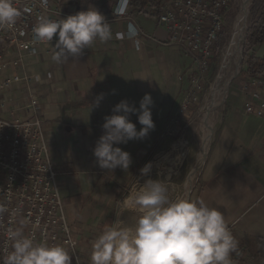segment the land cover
<instances>
[{"label": "crops", "instance_id": "obj_1", "mask_svg": "<svg viewBox=\"0 0 264 264\" xmlns=\"http://www.w3.org/2000/svg\"><path fill=\"white\" fill-rule=\"evenodd\" d=\"M56 6L67 15L94 7L113 33L112 39L96 40L80 56L59 63L52 59L56 42L40 46L35 55L25 57L22 70L31 78L38 101L48 156L57 173L64 218L76 242L80 264H91L92 242L113 224V212L126 181L175 128L169 122L178 112L194 64L190 56L169 44L156 17L130 6L123 16H116L125 8L123 0H65ZM132 28L138 31L137 37H132ZM118 35L123 38L117 39ZM25 91L26 82L9 91L0 90V116L24 117ZM146 93L153 101L154 130L143 140L114 145L131 156L126 171L99 168L92 153L104 134V117L112 115L122 100L139 109ZM100 94L103 99L96 107ZM246 100L245 94L235 93L213 123L190 200L219 209L237 242L258 247L264 243V119L244 113ZM138 114H129L137 131L141 127ZM244 259L249 258L244 255Z\"/></svg>", "mask_w": 264, "mask_h": 264}, {"label": "clouds", "instance_id": "obj_2", "mask_svg": "<svg viewBox=\"0 0 264 264\" xmlns=\"http://www.w3.org/2000/svg\"><path fill=\"white\" fill-rule=\"evenodd\" d=\"M41 4L46 6L47 0H41ZM20 15L13 0H0V26H13ZM54 36L57 39L52 46V59L59 63L80 56L96 40L112 39L113 33L105 17L90 6L64 19L40 17L33 28L34 42L49 43ZM102 99L103 94L96 98V107ZM152 106V98L146 93L139 109L122 100L114 106L112 115L104 117V134L92 153L99 168L108 171L129 168L130 154L114 145L143 140L154 130ZM137 112L139 131L129 120V114ZM151 167V162L145 164L140 169L141 175H147ZM167 192L164 181L148 179L138 192L129 195L123 203L140 213L134 228L124 226L119 219L106 226L92 242L91 264H232L230 255L236 251L237 241L223 212L203 201L184 198L170 201ZM6 211L0 204V214ZM7 236L12 250L0 264H71V256L60 245L35 243L21 229H10Z\"/></svg>", "mask_w": 264, "mask_h": 264}, {"label": "built area", "instance_id": "obj_3", "mask_svg": "<svg viewBox=\"0 0 264 264\" xmlns=\"http://www.w3.org/2000/svg\"><path fill=\"white\" fill-rule=\"evenodd\" d=\"M64 1L47 0L45 6L41 0H13L21 15L13 26H0V90L9 91L26 82V94L22 98L25 116L9 119L0 116V204L7 208L0 214V261L12 250L8 231L21 229L35 243L64 247L74 263L80 264L76 242L64 218L57 173L48 156L38 101L31 88V78L22 72L25 57L35 55L40 46L56 42V36L49 43L34 42L33 28L42 16L50 20L66 18L68 15L56 6ZM232 1L167 0L161 7L157 21L165 28L169 44L190 56L194 64L189 90L179 111L190 106L205 77L214 43L223 31ZM123 2L125 8L117 12L118 17L124 15L128 6L126 0ZM132 32V37L138 36L134 28ZM122 38L118 35L117 39ZM240 91L247 96L244 113L264 119V81L247 77ZM1 107L5 110L4 102Z\"/></svg>", "mask_w": 264, "mask_h": 264}, {"label": "rangeland", "instance_id": "obj_4", "mask_svg": "<svg viewBox=\"0 0 264 264\" xmlns=\"http://www.w3.org/2000/svg\"><path fill=\"white\" fill-rule=\"evenodd\" d=\"M248 5L249 0L232 1L231 7L228 9L225 15V26L221 33L222 41L219 44L217 52L213 54V57L209 62L205 77L200 82L199 89L192 96V98L194 99L191 100V104L188 108H186V110L179 111L180 105L186 95V91L189 90L188 81V87L181 98L178 112L176 113V115L172 116L169 122L170 125L175 124V128L173 127L172 131H170V135L165 137L167 138L165 142L160 140V142L149 152L150 155L141 162L139 169L135 172L134 176L126 181L123 187L124 191L120 195L116 209L113 212V222L116 219H119L123 221L124 226L134 228L140 213L138 210L127 208L123 202L129 195L138 192L140 189V185H142L144 181L148 179H158L164 181L165 186L168 189L167 195L170 201H175L179 198L190 200L192 192L195 188V182L198 173L202 169L206 155L205 153V155L203 156V162L197 168L193 176L189 191L190 193H186L184 184L187 180L188 174L191 171V168L196 164L198 155L202 147V140L206 133V130L203 126V118L207 114V120L210 121L211 125L208 134L209 138L207 140L208 146L213 123L216 121L225 103L231 97H234L235 93H242L240 91L241 87L247 79V77L243 75V72L245 71V64L243 60V45L251 19V4L249 6ZM242 6L247 9V13L245 15V23L242 27L243 40L241 41L238 48L231 47V49H226L225 57L222 58L223 49L232 37L235 24L234 21H237V19L239 18ZM238 49L240 50L239 69L236 75L231 77L234 70V53ZM250 51H253L259 58L263 57L264 42L258 46H255L247 53H250ZM224 83H227L226 94L223 95L222 93H220L217 97L213 96V93L218 88H222L224 86ZM217 99L220 101L219 105L214 110L208 111L211 103H213ZM149 162H151L152 165L150 172L147 175H141L140 169H142L144 165ZM169 171H171L170 176L169 174L167 175Z\"/></svg>", "mask_w": 264, "mask_h": 264}, {"label": "trees", "instance_id": "obj_5", "mask_svg": "<svg viewBox=\"0 0 264 264\" xmlns=\"http://www.w3.org/2000/svg\"><path fill=\"white\" fill-rule=\"evenodd\" d=\"M128 6L149 17L158 18L160 7L165 0H126ZM167 1V0H166ZM250 25L247 29L244 45L243 60L245 64V77H253L264 81V56L259 58L252 50L264 42V0H251L250 5ZM221 34L217 37L212 54L217 52L221 43ZM248 256V260L244 259ZM230 259L235 264H264V243L258 247H251L244 243L237 242V249L231 253Z\"/></svg>", "mask_w": 264, "mask_h": 264}, {"label": "bare ground", "instance_id": "obj_6", "mask_svg": "<svg viewBox=\"0 0 264 264\" xmlns=\"http://www.w3.org/2000/svg\"><path fill=\"white\" fill-rule=\"evenodd\" d=\"M247 13V9H245L243 6L241 8V14L239 16V18L237 19V21H234V28H233V33H232V37L231 39L228 41L227 45L225 46V48L223 49L222 52V58L225 57V50L226 49H231V47H235L238 48L241 41L243 40V33H242V27L244 26L245 23V15ZM239 64H240V50H236L234 53V70L232 72L231 77L235 76L238 69H239ZM228 68V67H227ZM225 69V68H224ZM223 79V78H222ZM230 79V78H229ZM224 80V79H223ZM218 82V81H217ZM221 82V81H220ZM223 83V82H222ZM229 84V83H228ZM223 85V84H222ZM221 85V86H222ZM226 86L227 83H224V86L222 88H218L214 93L213 96H218L220 93H222L223 95L226 94ZM220 87V86H219ZM216 89V88H215ZM223 97V96H222ZM225 98V97H224ZM219 99V98H218ZM214 101L213 103H211L210 107L208 108V111H212L214 110L220 103L219 100ZM219 101V102H218ZM222 101V100H221ZM208 113V112H207ZM212 113V112H211ZM206 114V113H205ZM207 115V114H206ZM205 115V117L203 118V126L206 130L205 136L203 137L202 140V147L200 150V153L198 155L196 164L191 168L190 173L187 176V180L184 184L186 193H188L190 191V187H191V183H192V179L193 176L197 170V168L200 166V164L203 162V156L206 153L207 150V140H208V134H209V128L211 127L210 125V121L207 120V116ZM171 171H169L167 173V175L169 174L170 176ZM190 193V192H189Z\"/></svg>", "mask_w": 264, "mask_h": 264}, {"label": "water", "instance_id": "obj_7", "mask_svg": "<svg viewBox=\"0 0 264 264\" xmlns=\"http://www.w3.org/2000/svg\"><path fill=\"white\" fill-rule=\"evenodd\" d=\"M250 4H251V0L249 1V5H250ZM249 5H248V6H249Z\"/></svg>", "mask_w": 264, "mask_h": 264}]
</instances>
